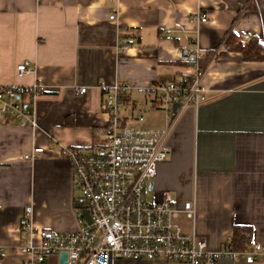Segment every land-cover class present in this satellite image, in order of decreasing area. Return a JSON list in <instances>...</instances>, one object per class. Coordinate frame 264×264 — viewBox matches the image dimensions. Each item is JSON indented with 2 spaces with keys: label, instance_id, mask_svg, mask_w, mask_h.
I'll return each instance as SVG.
<instances>
[{
  "label": "crops",
  "instance_id": "0c3cea01",
  "mask_svg": "<svg viewBox=\"0 0 264 264\" xmlns=\"http://www.w3.org/2000/svg\"><path fill=\"white\" fill-rule=\"evenodd\" d=\"M197 11L208 21L190 23ZM232 31L264 43V0H0V86H45L35 104L38 127L0 114V264L28 259L19 251L30 239L22 228L27 214L34 231L79 229L80 194L60 144L101 143L109 119L101 84L131 86L129 99L142 107L144 121L129 124L166 126L165 112L145 102V90L192 72L178 58L181 47L219 49L206 68L205 101L176 108L156 193L169 190L178 205L194 201L195 232L213 251L224 248L236 226H251L252 239L264 246V61H245L223 47ZM124 38L131 46L121 51ZM20 63L35 73L19 76ZM37 146L45 152L25 158ZM40 264H61L60 255ZM115 264L187 263L121 258ZM216 264H264V254L254 263Z\"/></svg>",
  "mask_w": 264,
  "mask_h": 264
},
{
  "label": "built area",
  "instance_id": "2783aa9c",
  "mask_svg": "<svg viewBox=\"0 0 264 264\" xmlns=\"http://www.w3.org/2000/svg\"><path fill=\"white\" fill-rule=\"evenodd\" d=\"M206 21L208 14L201 11L189 18L190 23ZM243 38L250 39L251 35ZM130 46L129 39L124 38L119 48L125 51ZM204 54L198 47L179 48L178 58L190 64L192 72L154 83L145 90V102L166 114L163 128L128 123L130 119L144 121L142 107L129 99V84L116 81L99 86L103 91L101 110L109 118L101 143L92 149L60 144L61 155L72 166L75 188L80 194L76 209L80 227L70 232L34 231L27 214L22 228L29 230L30 239L19 247L21 253L28 255L23 264H40L47 256L62 252L67 253V264H115L121 258L187 264H216L222 260L254 263L264 254V246L255 239L244 250L235 249L229 240L223 249L211 250L207 240L195 232L194 201L178 205L169 190L157 194L154 187L150 189L158 164L170 153L166 142L178 117L176 108H198L206 99V70L200 69ZM17 73L27 76L35 70L20 63ZM44 87L38 81L28 86H0V114L21 126L38 127L35 104ZM87 90L80 87L79 93ZM44 152L43 147L37 146L25 158L34 160ZM149 192L152 199L148 198ZM182 217L189 220L190 232L184 230ZM35 234L39 242L34 241Z\"/></svg>",
  "mask_w": 264,
  "mask_h": 264
},
{
  "label": "trees",
  "instance_id": "16d2710c",
  "mask_svg": "<svg viewBox=\"0 0 264 264\" xmlns=\"http://www.w3.org/2000/svg\"><path fill=\"white\" fill-rule=\"evenodd\" d=\"M223 47L228 50L239 52L245 61H264V43L257 37L251 36L244 39L241 34L228 32L223 43ZM219 48L205 52L200 62V69L206 70L212 58L216 55ZM26 97V93L22 94ZM253 237L251 226H236L232 238L229 240L235 249L244 250L247 248Z\"/></svg>",
  "mask_w": 264,
  "mask_h": 264
},
{
  "label": "rangeland",
  "instance_id": "374dc122",
  "mask_svg": "<svg viewBox=\"0 0 264 264\" xmlns=\"http://www.w3.org/2000/svg\"><path fill=\"white\" fill-rule=\"evenodd\" d=\"M148 198L152 199V192L148 193ZM180 222L183 225L184 230L188 231L187 229L189 228V226H188L189 225V220H187L185 217H182L180 219Z\"/></svg>",
  "mask_w": 264,
  "mask_h": 264
},
{
  "label": "water",
  "instance_id": "95a60500",
  "mask_svg": "<svg viewBox=\"0 0 264 264\" xmlns=\"http://www.w3.org/2000/svg\"><path fill=\"white\" fill-rule=\"evenodd\" d=\"M153 187H154V181L151 182L150 189H152ZM60 263L67 264V253L66 252H62L60 254Z\"/></svg>",
  "mask_w": 264,
  "mask_h": 264
}]
</instances>
